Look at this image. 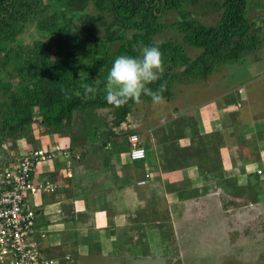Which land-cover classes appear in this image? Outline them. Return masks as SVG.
<instances>
[{
    "label": "crops",
    "instance_id": "obj_1",
    "mask_svg": "<svg viewBox=\"0 0 264 264\" xmlns=\"http://www.w3.org/2000/svg\"><path fill=\"white\" fill-rule=\"evenodd\" d=\"M244 61L240 68L246 69L243 71L248 76L245 82L250 81L238 95L237 89H230L243 81L227 90L214 89L213 85L204 87L211 92L202 98L197 95L200 88L194 89L193 83H178L172 100L165 99L162 110L152 111L153 123L136 112L128 116L127 122L113 127L116 135L105 134L103 141L100 136L92 135L72 141L53 135L38 143L37 146L45 148L58 145L70 148L81 156V160L73 159L71 166L67 159L60 157L38 169L40 178L58 185L55 193L44 194L39 203L34 202L33 235L44 256L61 262L69 258L71 263L77 258L87 264L170 263L161 255L164 243L172 239L173 245L184 249L189 241L187 220L181 219V215L182 210L189 211L191 204L184 205L182 196L196 190L204 192L205 197L212 194L213 201H205L219 211L223 210L220 205L223 194L220 196L217 192L224 191L218 184L220 178L236 182L240 178L241 185L250 180L247 174H240L243 168L240 162L245 161L236 144L241 135L238 124L241 119L235 123L238 110L231 109L225 100L228 95L233 94L236 103H243L251 131L258 132L248 136V151H264V125L261 124L264 118L257 116L264 113V57L259 62ZM190 97L197 100L189 103ZM133 118L142 122L132 124ZM111 120L106 119L109 126L113 125ZM127 127L138 132L147 151L145 160H130L132 146L129 136L124 134ZM254 142L257 144L252 146ZM69 171L72 177L67 176ZM147 173L151 178L146 185H140ZM198 193L191 195L202 198ZM197 201L191 202L193 213L198 207ZM209 229L204 225L201 233ZM242 231L237 233L241 235ZM144 240L153 247L155 243L159 245L158 255L153 251L148 256L140 252L144 250L141 246Z\"/></svg>",
    "mask_w": 264,
    "mask_h": 264
},
{
    "label": "trees",
    "instance_id": "obj_2",
    "mask_svg": "<svg viewBox=\"0 0 264 264\" xmlns=\"http://www.w3.org/2000/svg\"><path fill=\"white\" fill-rule=\"evenodd\" d=\"M204 1L209 2L0 0V154L7 152L3 149L7 145L13 159L25 155L28 149H21L19 142L34 145L33 128L38 122L48 137L71 141L91 133L100 136V141L105 134L116 135L113 127L124 123L138 103L108 104L107 76L117 57H139L144 46H157L163 55L164 74L147 87L156 91L166 85L163 96L167 100L175 96V81L194 84L207 80L222 66L264 50V22L258 25L250 18L252 11L264 7V0H215L211 3L220 14L213 25L197 18L205 14L197 7ZM170 16L176 20L168 22ZM33 26L36 36L26 43L21 35ZM166 30H176L180 36L174 37L175 42L157 40ZM186 46L201 53L192 58L186 54ZM84 85L97 90L94 97L85 98ZM148 100L151 97L141 95L140 101ZM104 109L112 111L113 125L105 123ZM126 131L127 136H139ZM67 150L75 160L76 153ZM262 173L258 170L255 180ZM220 179L218 184L225 189L231 180ZM230 191L245 197L240 189Z\"/></svg>",
    "mask_w": 264,
    "mask_h": 264
},
{
    "label": "rangeland",
    "instance_id": "obj_3",
    "mask_svg": "<svg viewBox=\"0 0 264 264\" xmlns=\"http://www.w3.org/2000/svg\"><path fill=\"white\" fill-rule=\"evenodd\" d=\"M208 1L209 2L207 3L204 1L197 4V7H200L205 13L201 16H198L197 18L203 24L213 25L219 19L220 10L218 9V7H213L211 2H215V0ZM250 18L254 19L257 24L259 23L258 25L263 24L264 7L262 6L252 11V13L250 14ZM174 20H176V18L170 16L168 22H172ZM35 30L36 29L34 26L30 27L26 30L25 33L21 35V38L26 43L32 41L33 36H36ZM175 31L166 30L164 33L157 37V40H173V42H175L176 38L174 37L180 36ZM200 53L201 51L199 49L186 46V54L188 56L196 58ZM263 53L264 50L258 53L256 56L248 57L247 62L250 63L252 60H256V62H259L261 58L264 57ZM240 66H242V62L224 65L220 69H218L217 72L212 74L207 80H201L194 83V89H197L198 87L200 88L199 93H197L199 98H202V96H205L211 92L210 90L204 89V87L209 88L211 85L214 86H211L214 89L227 90L231 87L239 85L238 83L243 81L241 85L236 88H231L230 90L233 91L234 89H237L236 95H238L239 90L240 93L245 91V87L248 85L250 80L245 82V79H247L248 76L246 73L243 74V71H246V69L242 70ZM178 83L180 82L175 81V83H172V87L175 88V85H178ZM193 91L194 90H192V92ZM202 92L203 94H201ZM232 95L233 94H231V96L228 95L225 100L230 103L232 110H238L237 114H235V123L239 121V118L241 119L238 122L241 127V135L239 141H237L236 144L239 146L238 149L240 154L244 155L245 161L240 162L241 166L243 167L240 171V174L241 176L247 174V178L250 180L242 182L244 186L239 184L241 183L239 181H242L240 178L237 182L235 180H231L230 182L227 180L226 183H228V185L225 187L224 191L222 190L217 192L220 194V196H222L223 194L222 200H225V202L220 201L222 202V204L220 203V205H222L223 210L220 209L219 211L215 210L213 204H207L208 202L205 201L207 199L213 201L212 194L205 197L206 195L204 192L198 193L196 190L192 192L187 191L184 196H182V202L184 205L191 204V208L189 209V211L186 212V210L184 209L182 210L181 215V219L187 220L186 224L187 232L189 233V241H186V243L188 244L184 249L173 245L174 243L172 239H170L169 243H164L165 246L162 250L163 252H161V255L162 257L170 260V263L168 264H264V173H262L263 176L256 180L254 176L259 168H261V170L264 169V151L260 153L248 151V136L256 135L258 132L253 130L251 131L252 125L249 123L248 119H245V106H243L242 102L236 103L235 98ZM196 100L197 98L194 99V97H190L188 102L192 103ZM180 103H182V101ZM135 108L136 109H134L129 118L137 112L138 116H144L145 118L148 117L147 122L149 123L154 122L151 120L152 111L155 112L154 110H156L157 108L158 110H162L161 106L156 107L155 105H153L152 100L141 101L136 105ZM101 113H104V120L113 118L112 111L110 109H104V111H101ZM156 114L161 115L162 117L164 115L163 113L159 112ZM257 116L264 118V113L258 114ZM190 119L193 120V117H191ZM127 121L128 117L125 122ZM130 122H132V124H137V122L142 121L137 120V118H133ZM105 123L108 124L107 121H105ZM261 124L264 125V123ZM126 130H128V127L126 128ZM88 131H90V129ZM33 133L34 134L32 135V142L34 143V145H32L31 143H27L26 140H22L21 142H19V146L21 147V149L23 148L24 151H26L25 149H27L29 146H36L38 145V143H41L42 140L49 138L46 134V128L43 127L39 122L34 126ZM90 135H92V133ZM256 144L257 143L254 142L252 146H255ZM29 148L31 149V147ZM214 149L216 148L214 147ZM1 158H10V150L6 152ZM259 173H261V171H259ZM252 180L255 182V184H253ZM233 188L234 190L240 189V194L245 195V197L236 198L232 196L230 190ZM193 192L194 194L198 193L202 198L192 197L193 195L191 194H193ZM42 195L44 194L36 196L34 202L36 201V203H39ZM195 199H199V202ZM193 201L198 202H195L198 207L196 208L194 213L193 205L191 203ZM192 213L193 215H191ZM203 224L208 225L211 228V231L209 229L205 230V233H201L202 231H204ZM230 229H232L231 232H229ZM242 229H244V232L242 231L241 235H239L237 233V230ZM51 232L54 235L52 237L55 238L56 235L54 231ZM160 237L162 239V234H160ZM141 246L144 247V250L140 252H144L146 256L152 253V251L155 253V256L158 255L156 253H158L160 248L159 245L156 246V243L153 247L152 244L144 240ZM73 263L87 264L81 263L77 260V258L74 259Z\"/></svg>",
    "mask_w": 264,
    "mask_h": 264
},
{
    "label": "built area",
    "instance_id": "obj_4",
    "mask_svg": "<svg viewBox=\"0 0 264 264\" xmlns=\"http://www.w3.org/2000/svg\"><path fill=\"white\" fill-rule=\"evenodd\" d=\"M131 149L129 158L132 162L143 161L147 154L137 134L129 136ZM3 149L8 150L4 145ZM0 154V264H74L67 258L64 262L44 256L34 237L36 211L34 199L41 194H53L58 185L37 174L41 165H47L60 157L72 160L67 149L60 146L49 149L31 148L22 157L1 158ZM79 154L75 160H80ZM67 176H71L70 171ZM151 174L139 184L146 185Z\"/></svg>",
    "mask_w": 264,
    "mask_h": 264
},
{
    "label": "clouds",
    "instance_id": "obj_5",
    "mask_svg": "<svg viewBox=\"0 0 264 264\" xmlns=\"http://www.w3.org/2000/svg\"><path fill=\"white\" fill-rule=\"evenodd\" d=\"M139 51V57L122 55L114 60L105 89L108 104L123 107L129 100L140 103L142 94L151 97L153 105L165 104L166 85L161 84L156 91L147 87L163 76V55L157 46H144ZM96 91L91 85H84L85 98H89V94L94 97Z\"/></svg>",
    "mask_w": 264,
    "mask_h": 264
}]
</instances>
